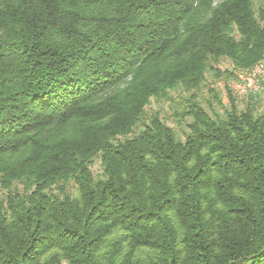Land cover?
<instances>
[{
	"label": "trees",
	"instance_id": "trees-1",
	"mask_svg": "<svg viewBox=\"0 0 264 264\" xmlns=\"http://www.w3.org/2000/svg\"><path fill=\"white\" fill-rule=\"evenodd\" d=\"M258 65L264 0H0V264H264V107L201 96Z\"/></svg>",
	"mask_w": 264,
	"mask_h": 264
},
{
	"label": "rangeland",
	"instance_id": "rangeland-1",
	"mask_svg": "<svg viewBox=\"0 0 264 264\" xmlns=\"http://www.w3.org/2000/svg\"><path fill=\"white\" fill-rule=\"evenodd\" d=\"M215 66H219L221 70H231L232 65L230 61L222 59L220 64L217 63ZM237 78H227V77H214L212 75L207 76V85L202 86L201 96L211 102L212 107L215 111L222 113L225 108L229 107L230 100L235 103L238 110H244L248 103H256L258 110L264 107V72L259 71V83L260 90L254 92H247L241 95L238 90L235 89L237 84ZM236 83V84H235ZM211 88L212 92H208ZM176 95H179L176 92ZM215 96V97H214ZM202 99V104L205 108H208L206 103ZM177 100V99H176ZM179 102V98L177 100ZM158 110L163 119L168 125L174 127L177 133H180V129L176 126L175 118L172 116V109L169 108L168 102H152L148 108L149 112ZM94 171H99V167L96 164Z\"/></svg>",
	"mask_w": 264,
	"mask_h": 264
},
{
	"label": "built area",
	"instance_id": "built-area-1",
	"mask_svg": "<svg viewBox=\"0 0 264 264\" xmlns=\"http://www.w3.org/2000/svg\"><path fill=\"white\" fill-rule=\"evenodd\" d=\"M260 65L254 67L248 72L239 73L237 75V84L235 89L239 91L241 95L246 94L247 92H254L260 90L259 83V71Z\"/></svg>",
	"mask_w": 264,
	"mask_h": 264
}]
</instances>
